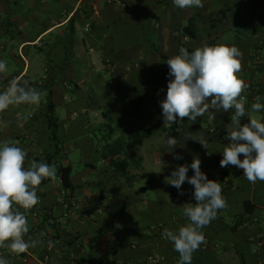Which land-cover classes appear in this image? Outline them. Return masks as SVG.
<instances>
[{
    "label": "crops",
    "instance_id": "0c3cea01",
    "mask_svg": "<svg viewBox=\"0 0 264 264\" xmlns=\"http://www.w3.org/2000/svg\"><path fill=\"white\" fill-rule=\"evenodd\" d=\"M202 3L203 7L182 9L173 0H0V60L7 64L0 73V93L13 79L21 78L41 94L37 104L11 105L0 112V142L13 140L22 147L27 152L26 168L35 159L45 163V156L56 152L47 115L50 102L61 146L51 166L55 171L58 165L72 168L69 195L64 198L56 177L40 187L39 203L27 214L30 231L25 239L42 243L18 255L0 248V257L8 264H146L152 254L163 255L168 264H179V253L163 233L188 223L183 206L164 199V208L156 216L149 200L135 198L147 189L158 196L179 193L155 182L143 169L140 155L145 138L155 133L169 137L163 131L160 107L167 93L169 66L158 59L153 47L167 59L179 54L181 44L191 51L204 45L238 47L243 54L239 76L248 85L243 93L246 111L264 122V110L250 111L256 96L264 103V0ZM150 12L157 14L152 28L140 20L143 15L149 18ZM187 25L192 27L193 39L184 33ZM233 111L206 113L194 123L184 118L175 123L180 135H171L177 147L165 145L158 153L155 148L151 152L155 164L172 170L190 165L198 156L201 171L221 184L227 207L202 229L205 239L193 253L192 264H264V182L250 183L235 166L220 167L221 152L229 142L225 125ZM113 115L126 139L147 132L140 148L121 157L130 165L120 174L113 172L116 160L104 159L99 143L93 141L105 134L101 126L111 123ZM246 122L248 116L241 120ZM201 133L208 150L185 140L187 134ZM119 136L114 133L110 141L123 139ZM74 151L83 157L78 167L84 165L85 171L73 175L69 154ZM187 175H194L190 167ZM138 179L146 180L149 188L131 187ZM129 196L138 204L126 203ZM63 199H72L77 207L67 209ZM122 206L125 210L116 218ZM135 206L141 209L133 213Z\"/></svg>",
    "mask_w": 264,
    "mask_h": 264
},
{
    "label": "clouds",
    "instance_id": "9594fccd",
    "mask_svg": "<svg viewBox=\"0 0 264 264\" xmlns=\"http://www.w3.org/2000/svg\"><path fill=\"white\" fill-rule=\"evenodd\" d=\"M178 8L203 7L202 0H173ZM243 54L236 46L227 44L204 45L189 51L181 47L179 54L167 59L169 66L166 97L160 101L165 125L172 126L187 118L193 123L206 113L234 110L230 123L225 125L227 140L222 150L220 167L235 166L250 182H264V122L246 111L247 98L243 95L248 85L239 76ZM7 70L0 60V73ZM41 94L29 87L28 80L13 79L6 91L0 93V112L11 105L37 104ZM250 111L264 110L261 97L256 96ZM248 116V122L241 123ZM179 118V120H178ZM185 140L198 142L209 148L203 133L187 134ZM177 139L169 136L166 145L177 147ZM172 152V151H171ZM170 152V153H171ZM209 154H211L209 152ZM241 155L243 159H241ZM27 152L13 140L0 142V248L11 254H22L42 243L39 239H25L30 227L27 212L39 203L38 187L46 178H55V168L32 160L25 167ZM175 159L182 156L174 154ZM189 167L194 175H187ZM187 181L194 187L195 203H184L183 216L188 223L178 230L164 229L163 235L179 253V264H192L193 253L204 242L202 229L217 218L218 211L227 207L221 184L201 171V160L194 156L190 165H180L165 178V183L183 195L182 185ZM23 209L24 211H21ZM41 237L44 235L42 232ZM0 264L8 261L0 257Z\"/></svg>",
    "mask_w": 264,
    "mask_h": 264
},
{
    "label": "rangeland",
    "instance_id": "374dc122",
    "mask_svg": "<svg viewBox=\"0 0 264 264\" xmlns=\"http://www.w3.org/2000/svg\"><path fill=\"white\" fill-rule=\"evenodd\" d=\"M148 3H149V6H150L151 2H148ZM156 15L157 14H152L151 13V16L149 18H145V19H143V17H144V15H143L140 20H143V23L147 24V26L149 24H151L152 25L151 28H152L154 26V22L157 19ZM241 19L242 20L244 19V18H242V15L239 18V27L240 28L244 27ZM146 31L148 33V30H146ZM239 32H241V31H239ZM169 79H171V77H169L167 79V81H169ZM106 81L108 83L110 81V78L107 77ZM88 89L86 87V90H88ZM102 107H103L102 109L105 110L106 112H108V110H109L108 108H111L109 105H108V108H106L104 106H102ZM146 107L148 109L150 107V105L146 106ZM113 118H114V120L111 121V126L115 130V133H118L120 135L119 137H122L125 141H127L128 139H126V137L123 134V131L121 129L122 128L121 127L122 124L117 120L115 115H113ZM176 126H177L176 124H173L172 126L165 125L166 131H167L166 134H168L169 136H171L172 134L175 135L176 133H175L174 127H176ZM179 132H180V130H179ZM102 136L103 135L98 134L96 136V138L93 137L94 143L96 145H97V143H99L98 146H97L98 148L100 146ZM165 145H166V136H165V134L164 133H155V135H153V136H151L149 138H145L144 145L141 147V150H140V155H142L144 157V162L142 164L143 169L145 171H149L152 174V178L154 179V181L157 182V183L159 182L161 184L165 183V178L169 177L171 175V172L173 171L172 169H174V168L170 167V168L165 169L162 163L155 164V162L152 161L153 157L151 155V152H152L153 148H155L157 150L156 153H158V151L163 149V147ZM69 155H70L71 158H73V160H72L73 167H74L73 175L76 172L81 173V172L85 171L84 165L81 164V167L80 168L78 167L79 166V162L83 159V157H81L80 153L78 151H74V152H71ZM131 159L132 158H130V160ZM49 186H54V185L50 184ZM130 186L134 187V188H138L139 186H145L146 188H149L148 182L146 180H142V179H138V180L132 181L130 183ZM59 187H58V189H59ZM163 188H165V189L168 188V189H173V190L176 189L175 187H173V186H171V185H169L167 183H165L163 185ZM182 191L184 193L183 195H180L179 193H175L174 195L171 196V195H169V193H166V194H163V195L160 194V196H158L156 193H152V192H150L147 189L146 193L144 195L141 194L142 196H140V197L138 196V197H135V198L142 199V200H145V201L149 200L150 203L152 204V208L151 209L153 210L155 208L153 211L156 213V216H157V214L163 210L164 204H165V200L168 201L169 204H172V205L176 204V205H179V206L180 205L183 206L184 203H194V202H196L195 199H194V196L192 195V193L194 191V187L192 185H190L189 183H187V181L182 185ZM135 198H132V196H129L128 201L126 203H128L129 205H132V206H133L134 203H135V205L138 204L137 202L134 201V200H136ZM136 209H141V207H137V206H135V208L132 207L133 213L136 212ZM157 221H158V217L155 218V220L153 222L157 223Z\"/></svg>",
    "mask_w": 264,
    "mask_h": 264
},
{
    "label": "trees",
    "instance_id": "16d2710c",
    "mask_svg": "<svg viewBox=\"0 0 264 264\" xmlns=\"http://www.w3.org/2000/svg\"><path fill=\"white\" fill-rule=\"evenodd\" d=\"M184 33L189 35L190 39L194 38V34L192 32L191 34V29L192 27L190 25L185 26L184 28ZM184 47L186 48L189 53L192 51L189 50L187 47H185L183 44L180 45V48ZM179 48V49H180ZM153 52L157 55L158 59L167 61V58L165 56H161L158 54L157 49L153 47ZM47 115H48V123H49V128H50V133H51V140L53 141V146L56 149V152L53 153V155H47L45 156V163H47L49 166H51V160L57 155L58 150L61 148L60 146V140L59 137L57 136V119L54 116V107L53 105L49 102L47 104ZM107 118V116H105ZM177 127V126H176ZM101 129L105 131V134H102L101 138V143L102 145L99 146V149L101 151V155L104 159H115L116 162L114 163L113 166V172L116 174H120L124 171L125 167L130 165V162L126 160H122L121 157L126 155L127 153H131L134 150L138 149L142 145V140L144 136H146L147 132L143 133V136L141 138H133V139H128L127 141L117 138L115 140L110 141L112 135L115 133V130L112 128L110 122H106L101 126ZM106 129V130H105ZM166 132V130H163ZM177 136L180 135V132L177 134ZM169 136V135H168ZM37 162H39L38 159H35ZM71 175H72V168L70 166H64V165H58L56 167V175L55 178L58 177L61 181L62 189L65 192V195L68 196L69 192L72 188V183H71ZM54 178H46L42 181L41 185L38 187L37 190V195L40 197V187L47 182L51 181ZM30 209L27 214L31 211ZM34 210V209H33ZM125 210V207L122 206L119 208V213L116 215V218H118L119 215ZM22 211H24L22 209ZM88 264H95L94 261L88 262Z\"/></svg>",
    "mask_w": 264,
    "mask_h": 264
},
{
    "label": "built area",
    "instance_id": "2783aa9c",
    "mask_svg": "<svg viewBox=\"0 0 264 264\" xmlns=\"http://www.w3.org/2000/svg\"><path fill=\"white\" fill-rule=\"evenodd\" d=\"M86 28H88V26H86ZM174 130H175V133L178 134L179 129L177 127H174ZM236 169H238V168L236 167ZM62 193H63L64 198H66L65 192L63 191ZM63 200H64L63 203H65V207L67 209H69V208H76L77 207L76 202L73 201L72 199H67L66 201H65V199H63ZM257 246L258 247H261L262 246V242L259 241L257 243ZM263 263H264V258H263ZM146 264H168V263L166 261V258L163 255H160V254H152V255L147 256V258H146Z\"/></svg>",
    "mask_w": 264,
    "mask_h": 264
}]
</instances>
